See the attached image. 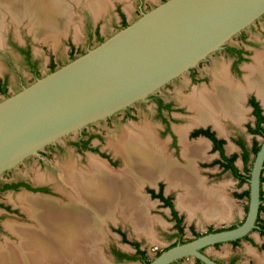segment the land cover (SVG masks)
<instances>
[{
  "label": "water",
  "instance_id": "95a60500",
  "mask_svg": "<svg viewBox=\"0 0 264 264\" xmlns=\"http://www.w3.org/2000/svg\"><path fill=\"white\" fill-rule=\"evenodd\" d=\"M263 14L264 0H164L143 10L84 53L0 99V176L40 155L47 145L148 100ZM263 169L264 141L251 170L242 223L178 242L148 264H171L184 257L222 264L203 249L258 228Z\"/></svg>",
  "mask_w": 264,
  "mask_h": 264
},
{
  "label": "rangeland",
  "instance_id": "374dc122",
  "mask_svg": "<svg viewBox=\"0 0 264 264\" xmlns=\"http://www.w3.org/2000/svg\"><path fill=\"white\" fill-rule=\"evenodd\" d=\"M62 1L65 4V13L62 15L64 22H61V31L65 30L63 32L60 31L61 34L59 35L61 36L57 39L53 37L52 39L50 36H47V38L43 37L42 40H37L34 35L35 30L32 29L33 24H29L31 21L30 17L25 16L21 18L12 11L8 13L5 9H3V11L1 10L4 15L0 18V29L2 28V30H0V33L2 32L0 34L2 40L0 43V84L5 78L8 79L7 95L20 90L23 85H27L36 79L31 66L20 53L16 44L19 46L29 45L31 47L32 59L36 61L40 76H42L50 71L49 63L51 61H55L57 67H59L71 59L70 53L72 45L77 49L76 56H78L84 53L89 47L99 43L96 36L92 35L97 24L100 26L102 36L106 38L121 27L122 12L126 15L130 23L138 18L143 10H149L163 0H103L104 9L99 16L94 14L88 0H78L79 2L77 0ZM20 5H22V8L23 6L30 7L31 3L30 0H23ZM89 8H91V11ZM67 25L70 26L68 27ZM247 33L252 43L248 45L250 51L248 63H250L252 62L251 57L257 52L264 50V19H260L258 23L254 24L253 28L248 29ZM231 42L236 43L237 39L234 38ZM230 62V58L226 57L222 52L213 54L208 61H204L200 66H197L198 76L200 77L198 82H191L189 74L185 73L171 82L169 86L162 88L158 93L165 98H173L177 103L182 104V101L196 88H210L211 84L216 80V75L219 71L221 72L226 67L228 69ZM244 74L245 72L243 71V74L240 76L236 75V77L242 80ZM4 96L6 95L0 92V99ZM183 106L186 108L183 114L174 113L175 117L178 115V119L180 120L176 125L189 123L194 114L187 105L183 104ZM131 111L134 116L132 118L129 117L124 119V113H120L111 120L107 119L84 128V132H93L96 134V137L93 138L91 142L93 147H98L101 151L118 158L119 165L114 168L112 167L114 170L122 168L123 161L121 156L115 154L116 151L111 146L113 142L126 136L135 125H150L156 129V131L160 130L161 124L156 120L155 105L152 102L137 104ZM232 125L234 124L231 123V125L229 124L228 126L234 131V126L232 127ZM78 138L79 132H75L60 139L56 145L49 149H45L46 152H44V156L46 157L42 156L41 152L40 155H34L32 159L24 161L17 167L2 174L0 176V181H11L22 178L35 185L37 183L46 185L50 190L48 193L51 197L57 198V200L60 201L69 202L73 194V189L66 180V168L68 169L71 164L81 169H86L87 167L91 168V160L99 156L96 152L90 150L81 152L75 148L74 142ZM158 138L159 140L168 139L167 137L159 136V134ZM39 156L44 159L42 163ZM240 167L242 168V165H240ZM204 174L210 176L209 178L213 184H231L227 189L230 198L231 216L221 220L207 219L202 212H198L193 217H190L187 212H181L180 214L185 217L186 235L184 237L187 239L194 236L189 229L190 225L194 226L200 233L206 232L210 226L215 228L228 227L240 222L245 217L247 211L248 199L246 197L239 199L235 197L233 193L234 191L241 192L247 189L249 186L248 183L238 184L228 173L218 176V172L215 168L204 169ZM223 187L225 190V186ZM27 192L28 191L25 189H19L17 191L0 190L1 249H9V247H6L8 246L7 242H11L10 244H17V246L21 244L20 237L14 235L11 230L8 229L7 224L15 223L27 227H41L33 217H30L29 211L18 201V196ZM173 193L176 196L175 203L177 205L179 190H173ZM150 202L152 204L148 207L149 214L152 219L156 220V224L154 225L156 234L155 240L151 241V238L143 234L139 235L135 230L134 224L119 214L115 222L112 219L105 224L104 220L102 224L104 240L99 243V246L102 254H104L105 258L112 264H142L139 261L133 260L117 261L113 257L110 249L112 245L123 251H133V247L130 243L122 239V236L115 230L116 228H121L126 233L129 240L139 241L151 258L155 257L158 251L166 248L176 239V236L173 234L174 227L170 220L171 214L170 211L167 210L168 208L163 207L160 203ZM262 217L264 219V213ZM205 251L212 257L225 262H228L232 255H236L237 261L235 264H264L261 260H264V236L258 231H254L250 239H242L237 245L227 242L219 246H209ZM182 264L197 263L193 257H185L182 259Z\"/></svg>",
  "mask_w": 264,
  "mask_h": 264
},
{
  "label": "bare ground",
  "instance_id": "6f19581e",
  "mask_svg": "<svg viewBox=\"0 0 264 264\" xmlns=\"http://www.w3.org/2000/svg\"><path fill=\"white\" fill-rule=\"evenodd\" d=\"M21 2L0 0V18L4 15L3 9L21 18L30 17L29 24H33L37 40L61 36L62 15L65 13L62 0H30L31 6L23 8ZM88 3L95 15H101L103 0H88ZM256 59V64L249 68L246 82L247 86L257 87L264 100V54H259ZM219 73L224 74L225 71ZM232 90L236 91V97ZM243 90L241 85L234 87L230 79L217 76L213 91H194L187 101L197 112L195 122L213 121L217 125L219 113L242 118L243 107L238 98H241ZM184 129H179V133L184 145L183 155L188 160L186 165L167 158L162 148L164 145L149 129H130L126 136L111 145L125 159L122 170L115 171L95 158L91 160V168L81 169L72 164L66 168V180L73 189L68 203L31 192L20 194L18 201L41 227L7 224L8 229L20 237L21 244L17 246L7 242L9 249L0 248V264H112L99 246L104 240V220L115 219L116 211H120L134 224L139 235L155 240L156 220L151 218L148 208L152 203L140 189L142 182L162 176L167 178L169 186L184 188L185 193L178 197V205L186 209L190 217L198 212L208 219L229 217L231 209L223 192L204 185L193 167L195 158L204 156L206 144L202 141L187 142Z\"/></svg>",
  "mask_w": 264,
  "mask_h": 264
},
{
  "label": "flooded vegetation",
  "instance_id": "af4514ba",
  "mask_svg": "<svg viewBox=\"0 0 264 264\" xmlns=\"http://www.w3.org/2000/svg\"><path fill=\"white\" fill-rule=\"evenodd\" d=\"M260 19H264V14L259 19H257L252 25L248 26L247 28L239 32L237 35H235L230 41H228L225 44V46L222 49L211 54L213 55L218 52H222L226 57H229L231 60L229 68L227 69L226 67L223 69L225 73L224 74L218 73L216 76H218V78L220 79H230L234 87L236 85L238 86L241 85L244 88L243 90L244 93L242 94L241 98H238L243 107L242 118L238 119L236 117H232L231 115H225L224 113H219L217 114V117H216L218 119L217 121L219 125L218 124L216 125L213 121H207L204 123L195 122V116L197 112L196 110H193L194 108L190 105V103L187 100L189 99L190 95L194 91L196 93L202 92L205 89H207V91H210V90L213 91V83L211 84L210 88L208 87H202L201 89L196 88L191 94H189L182 101V104H181V103H177V101L174 100L173 98H165L164 96L158 93V91L162 90V88L169 86L171 82L165 85L164 87H162L161 89L157 90L153 94H151L148 100L139 101L107 118L108 120H111L113 117H115L116 115L120 113H124L123 115L124 119L129 118V117L132 118L134 116L132 115L131 109L135 105L152 102L155 105L156 120L159 121V123L161 124L160 130L156 131V129H154L150 125H135L133 126L132 129L134 130L136 129L142 130L143 128L149 129L151 133L156 137L158 142L164 145L162 148L163 150L165 149L164 152L167 158L171 159L173 162L179 165H184V164L186 165L188 163L187 158L184 157L183 155L184 145L181 141L179 129L185 128L184 130L186 131H184V134H185L187 142L189 143H195L199 141L204 142L206 144V147L203 153L204 156L196 157L193 162V167L196 170L198 177H200V179L204 183V185H206L209 188H214V187L218 188L221 192H223L224 198L228 204H229L230 198H229L227 189L231 184L229 182H225V183H229V185L228 184L217 185V183L213 184L209 178L210 176H206V174H204V169L215 168L216 171L218 172V176H222L223 174L228 173L233 179H235L238 182V184L248 183L249 186L247 189L241 192L234 191L233 195L239 199L246 197L248 199V204H249V195L240 196V194L244 193L247 190H249V194H250L249 178L251 176V170H252L256 155L258 151L260 150L262 143L264 141V100L257 87L247 86L246 75L249 73V68H251L254 64H256V61H257L256 57L258 56V54L260 53L264 54V50L257 52L253 57H251L252 62L248 63L249 62L248 60L250 59V54H249L250 51L248 49V45L252 43L248 37L247 31L248 29L253 28L254 24L258 23ZM124 21L129 23L126 15L122 12L121 27ZM92 35L96 36L98 42H100L99 36L104 38L101 34L99 24L96 25L95 31L94 33H92ZM234 38L237 39L236 43L231 42L232 40H234ZM16 46L19 49L20 53L23 55V57L26 59L27 63L31 66L35 78L40 76L38 65L36 61L32 59L31 47L29 45L19 46L17 44ZM28 51H30V55H28L27 53ZM76 52H77V49L75 48L74 45H72L70 57L74 55L76 56ZM210 56H208L205 60L201 61L197 66H200L202 63H204V61H208L210 59ZM53 64L57 66V63L55 61H51L49 63L50 70ZM197 66L191 68L190 71L187 72L190 76L191 82L193 83L198 82L200 79V77L198 76V72H197ZM243 71L245 72V74L242 80H240V78L236 77V75L240 76L241 74H243ZM176 79H174L173 81H175ZM4 83L7 85V94H8V79L7 78H5L3 82H1L0 86L4 85ZM232 92H233L234 97H236V94H235L236 91L232 90ZM183 104L187 105L188 108L194 114L191 117V120L189 123L184 124V125H176L179 123L180 120L178 119L179 116L177 115V117H175L174 113L183 114L184 111H186V108L183 106ZM101 121H104V120H101ZM101 121H98V122H101ZM96 123L97 122L92 123L90 125H93ZM227 123L228 125L229 124L231 125V123L234 124L232 125V127L234 126V131H232L229 128ZM158 134L159 136L167 137L168 139L159 140ZM95 137H96L95 133L93 132L86 133L84 132V129H83L82 132H79V138L74 142L75 148H77L81 152H84V150H90L92 152L98 153L99 159L96 157L95 158L103 161L111 169L118 166L119 165L118 158L113 157L111 154L103 152L98 147H93L91 145L92 139ZM54 145H56V143L47 145L44 149L41 150V155L44 156L45 155L44 152H46L45 149H49ZM256 148H259V149L256 151ZM115 154L121 156L122 161H123L122 168H124L125 166L124 157L121 154H118V153H115ZM247 155L249 158H248V161H245V156ZM32 157L33 156L27 158L25 161L32 159ZM39 158L42 163L44 161L43 157L39 156ZM240 165H242V168L240 167ZM122 168H120L119 170H115V171H120L122 170ZM239 173L245 178L244 180H242L241 177L238 176ZM6 184H19L18 186H12V188L7 189V190H13V191H17L19 189H25V190L34 191V192L40 191V192H45V193H48V191H50L48 186L46 185H41L39 183L35 185L32 182L22 179V178L14 179L11 181H0V190H2V188ZM141 185H142V188L140 187L141 188L140 191L142 195L146 199H148L149 202L152 201V202L160 203L163 207L168 208L167 210H169L171 214L170 220L172 221L173 227H174L173 234L176 236V239L171 244H169L166 248L158 251L156 255L160 254L163 250L169 248L174 243L185 242V241L191 240L195 237H198V234L202 235V234L212 232L215 230H219V229L223 230V229L232 228V226L235 227L236 225L242 223L245 219L244 217L240 222L233 224L231 226H228V227L215 228V227L210 226L208 230L203 233H200L199 231L195 229L194 226L190 225L189 229L192 231L194 236L192 238L187 239L184 237L186 235L185 217H183V215H181L180 213L187 212L189 214V212L186 209L180 208V206L178 205V197L180 194L185 193L184 188L180 186L179 187L169 186V181H167V178H165V176L156 178L153 181L146 180L142 182ZM263 185H264V169L262 171V176H261V196L263 195L264 197ZM223 186H225L226 191L223 190L224 189ZM28 187H31V189ZM41 189H45L46 191L41 190ZM173 190H179V193L177 196V205L175 203L176 196L173 193ZM261 201H262L261 204L264 205V201L262 200V198H261ZM60 202L68 203L64 201H60ZM229 208L231 209L230 204H229ZM247 212H248V205H247L246 214ZM263 213L264 211L259 212L258 218L260 220L257 219L258 228L254 229L249 235L243 238H240L239 240L237 239V241L234 240L236 242L234 241H230V242L233 245H237L242 239H250V236L254 231H258L262 236H264V234H262V230L264 229V219L262 217ZM118 214L122 216V214H120V211H116L115 217H117ZM227 218L228 217H226L225 219ZM116 219L117 218L113 219L114 222L116 221ZM219 219L221 220V218ZM109 220H112V218H107V220H105V224ZM115 230L122 236V239L125 242L130 243V245L133 247V251L127 252V251H123L117 248L116 246L112 245L110 247L111 253L117 261H132L133 260V261H139L142 264H145V261L147 259L152 260L154 258V257L152 258L149 257L147 250L142 246V244L139 241L129 240L127 238L126 233L121 228H116ZM136 244H138V246H136ZM220 244L222 243L214 244V246H219ZM206 248H204L203 250L205 251ZM138 250L145 251V256H144L146 257L145 259L143 258L127 259L123 257V253L129 256H133V255L142 256V254L138 253ZM182 259L183 258L171 264H182ZM194 259L196 260L197 264H205L204 262H202L201 260H198L197 258H194ZM216 260L222 264H235V262L237 261V256L232 255L228 262H225L219 259H216Z\"/></svg>",
  "mask_w": 264,
  "mask_h": 264
},
{
  "label": "trees",
  "instance_id": "16d2710c",
  "mask_svg": "<svg viewBox=\"0 0 264 264\" xmlns=\"http://www.w3.org/2000/svg\"><path fill=\"white\" fill-rule=\"evenodd\" d=\"M128 24H129L128 22L124 21L122 27H124V26H126V25H128ZM99 40H100V42H101V41L104 40V38H102L101 36H99ZM27 53H28V55H30V51H28ZM75 57H76V56L74 55V56L71 57V59H73V58H75ZM56 68H57V66H56L55 64H53L52 67H51V70H50V71H52V70H54V69H56ZM0 92H1V93H4L5 95H7V85H6L5 83H4V85L0 86ZM258 149H259V148H256V151H257ZM248 158H249L248 155L245 156V161H248ZM238 176H240L242 180L245 179L240 173L238 174ZM18 185H19V184H6V185L2 188V190H7V189L12 188V186H18ZM27 186H28V185H27ZM28 188L31 189V187H28ZM41 190H45V189H41ZM45 191H46V190H45ZM244 195H249V190H247V191H245L244 193H241V194H240V196H244ZM261 198H262V200L264 201V197H263V195L261 196ZM169 204H170V203H169ZM261 211H264V205H263V204L260 205L259 212H261ZM258 220H260V219L258 218ZM232 227H234V226H232ZM219 230H221V229H219ZM215 231H218V230H215ZM262 234H264V229L262 230ZM181 236H182V235H181ZM198 236H200V235L198 234ZM238 240H239V239H238ZM236 241H237V240H236ZM236 241H234V242H236ZM175 244H176V243L172 244V246L175 245ZM136 246H138V244H136ZM138 253H139V254H142V256H136V255L129 256V255L123 253V257H124V258H127V259H141V258L145 259V258H146V257H144V256H145V251L138 250ZM198 260H199V259H198ZM149 262H151V259H150V260L147 259V260L145 261V264H148Z\"/></svg>",
  "mask_w": 264,
  "mask_h": 264
}]
</instances>
